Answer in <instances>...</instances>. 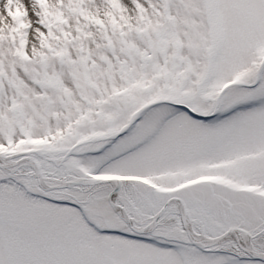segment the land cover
<instances>
[{"label":"snow or ice","instance_id":"obj_1","mask_svg":"<svg viewBox=\"0 0 264 264\" xmlns=\"http://www.w3.org/2000/svg\"><path fill=\"white\" fill-rule=\"evenodd\" d=\"M0 264H264V0H0Z\"/></svg>","mask_w":264,"mask_h":264}]
</instances>
